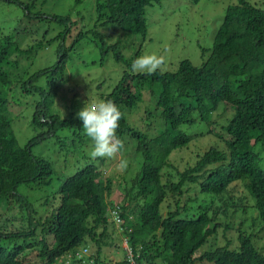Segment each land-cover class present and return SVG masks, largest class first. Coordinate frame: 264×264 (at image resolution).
Segmentation results:
<instances>
[{"label": "trees", "instance_id": "obj_1", "mask_svg": "<svg viewBox=\"0 0 264 264\" xmlns=\"http://www.w3.org/2000/svg\"><path fill=\"white\" fill-rule=\"evenodd\" d=\"M235 1L226 8L211 53L200 67L182 60L175 72L157 69L134 74L131 63L141 53L126 57L120 43L107 45L102 40L103 61L111 55L123 71L111 92L91 98H79L71 87L64 89L70 85L67 51H56V61L27 79L22 72L10 77L8 67L18 71L20 59L43 44L21 50L16 31L0 35V264H31L28 260L34 252L39 263L33 264H64L59 261L79 247H88L90 255L70 264H106L103 249L117 246L116 225L108 214L114 205L122 220L117 231L128 248L126 258L112 264H264V247L253 244L257 230L252 234L237 230L230 240L224 233V244L215 246L220 229L230 231L229 225L222 226L221 217L228 220L253 209L264 231V9L246 0ZM156 2L97 0L98 25L128 38L141 37L143 42L146 10ZM0 3L22 9L28 20L54 22L61 30L46 46L59 41L64 47L72 33L69 16L32 15L35 0L33 5L20 0ZM15 90L19 91L16 100L9 103L8 96ZM32 96L28 107L34 137L20 148L13 123ZM98 100H111L119 107L122 115L116 134L123 143L127 137L136 142L141 161L134 172L121 162L125 172L133 173L116 204L109 200L114 184L113 173L106 169L109 162L90 156L91 142L77 118L85 103ZM216 112L223 120L213 125ZM137 120L142 131L133 126ZM196 121L213 125L222 135L221 143L180 170L170 155L190 141L180 128ZM51 138L57 139L62 156L77 159L70 175L55 172L50 161L34 154L38 145ZM236 184L249 195L251 207L244 206L243 199L234 201L230 191ZM20 186L37 192V201L19 195ZM55 201L58 207L53 206ZM209 240L213 248L199 252Z\"/></svg>", "mask_w": 264, "mask_h": 264}, {"label": "rangeland", "instance_id": "obj_2", "mask_svg": "<svg viewBox=\"0 0 264 264\" xmlns=\"http://www.w3.org/2000/svg\"><path fill=\"white\" fill-rule=\"evenodd\" d=\"M20 1L33 5V0ZM246 1L257 8L264 9V0ZM96 2L97 0H35L34 8L30 9L32 15L40 12L45 17L69 16L70 21L74 23L72 33L66 39L64 47L63 45L60 46L59 41L50 43L49 46L45 45L55 38L61 30L53 25L54 22L50 24V22L28 20L22 9L13 5L0 3V35H10L13 31H16V41L21 46V50L37 45L40 42L43 44L42 48L35 49L31 56L20 59L18 71L16 67H8V71L11 74L10 77L14 78L18 72H22L23 79H27L37 70L56 61V51H67L69 58L66 63V73L70 79V85H66L64 89L68 91L71 87L72 92H76L79 98L106 95L112 91L121 79L123 68L114 63L111 55L103 61L104 55L100 49L102 40L107 45L120 43L124 47L122 54L126 57L138 51L141 53L140 56L152 54L162 57V63L158 68L162 71L175 72L179 62L182 60H189L193 66L200 67L211 53L214 37L223 21L226 8L236 3L235 0H200L198 3H193L191 0H157L156 3L146 10L147 35L142 42L141 37L128 38L120 31L111 27H100L95 10ZM80 34H82L81 37H79ZM96 34L98 38H95ZM142 73L147 72L134 71V74ZM18 92V90H15L8 96L9 103H12L13 99L16 100V93ZM143 96L149 102L146 92L143 93ZM33 101V96L28 99L26 98L27 109L23 110L22 114L16 117L17 119L13 123V131L20 148L24 147L28 140L34 137V132L29 124L30 111L28 107ZM223 108L228 107L224 106ZM222 118L216 112L212 116V124L222 122ZM131 123L133 122L131 121ZM134 125H136L135 128L137 130L142 131L140 120L135 121ZM213 125L196 121L189 126L186 125L180 128L190 138L187 146L172 152L170 155L171 161L180 170L186 165H192L197 156L207 151L210 147L221 143L222 135ZM216 128L219 129V127ZM149 134L154 133L149 132ZM124 141L123 148L118 154L111 158H106L109 162L106 169L109 173H113L112 176L114 178L113 190L109 200L115 204L121 202L125 190V182L137 170L138 167L136 166L138 162V166L141 165L139 155L135 153L136 142L129 137ZM90 150L91 146H89L88 153H90ZM256 151L260 152L258 149ZM34 154L50 161L53 164L55 172L64 173L65 175H70L74 172V166L78 164L77 159H69L66 156H62L56 138L47 139L44 144L38 145L34 149ZM261 156L264 158V152H261ZM68 160L72 164L69 163L68 168L65 169ZM121 162L125 164V168L129 167L133 172H125L126 169L121 167ZM230 193L233 195L234 201L243 199L244 206H252V200L241 185L236 184L232 186ZM18 194L32 202H36L39 198L37 192L24 186L18 188ZM52 204L54 207H58L59 201H55ZM1 209L3 212L6 208L1 206ZM163 211L164 208H162ZM14 213L15 210H12L10 217ZM220 219L223 222L222 226H230V231L224 232L221 228L220 242H216L217 245L215 246L224 244L225 239L222 236L224 233L225 238L230 240L237 233V230L244 231L247 234L255 233L257 230L260 233L257 242L254 243L253 241V244H256V247L263 250L264 231H260L261 226L259 224L261 225V222L253 209L247 210L245 214L238 212L235 217L228 220H225V217H221ZM0 223H2L1 220ZM255 223L258 228L255 227ZM113 236L115 238V245L117 246L113 247L111 245L103 249L104 257H102V260L106 264L121 262L127 255L125 248H128V245L121 232L117 231V227L114 228ZM210 240L199 252L209 251L213 248L211 246L213 241ZM84 248L88 252L82 257H88L90 249L88 247ZM82 249L83 247L81 249L79 247L80 251ZM91 250H95L94 245L91 246ZM262 253L264 254V251ZM35 255L36 253L34 252L28 260L29 263H39V259ZM67 260L68 256H65L59 262ZM196 264L204 263L196 262ZM205 264L210 263L205 262Z\"/></svg>", "mask_w": 264, "mask_h": 264}, {"label": "clouds", "instance_id": "obj_3", "mask_svg": "<svg viewBox=\"0 0 264 264\" xmlns=\"http://www.w3.org/2000/svg\"><path fill=\"white\" fill-rule=\"evenodd\" d=\"M161 63L162 57L157 55L138 56L131 63V70L152 73L160 67ZM121 115L119 107L111 100L85 103L83 108L78 111L77 118L82 122L81 128L91 142L90 156L92 158H111L121 151L123 142L116 134ZM112 208L109 209L108 214ZM117 229L121 230V228ZM87 252L84 247L82 251L78 248L77 252L65 255L68 256V260L61 263L70 264L73 259H82L84 258L82 256Z\"/></svg>", "mask_w": 264, "mask_h": 264}, {"label": "built area", "instance_id": "obj_4", "mask_svg": "<svg viewBox=\"0 0 264 264\" xmlns=\"http://www.w3.org/2000/svg\"><path fill=\"white\" fill-rule=\"evenodd\" d=\"M110 216H111V219L112 221L114 222V224L116 225L117 228H121V224H122V220L119 216V207L118 206H115L113 207L111 210H110ZM84 253H86V250H84ZM128 254L130 255L129 251H128ZM130 259H131V255H130ZM129 259V260H130ZM132 264H134L133 261H131Z\"/></svg>", "mask_w": 264, "mask_h": 264}]
</instances>
